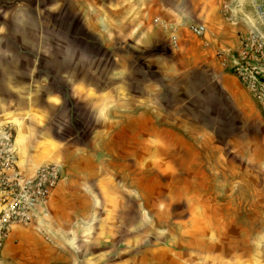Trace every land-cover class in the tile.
Here are the masks:
<instances>
[{
    "label": "rangeland",
    "instance_id": "374dc122",
    "mask_svg": "<svg viewBox=\"0 0 264 264\" xmlns=\"http://www.w3.org/2000/svg\"><path fill=\"white\" fill-rule=\"evenodd\" d=\"M90 2L0 0V93L6 92L7 110L25 100L12 94L13 85L38 95L112 91L103 98L110 103L101 109L103 122L116 109L111 118L121 125L131 101L134 124L142 110L150 120L144 134L117 123L102 129L110 139L104 133L96 139L107 160L118 155L117 167L104 162L95 180L98 209L79 222L76 233L85 238L68 243L71 261L264 264V109L232 70L236 62L264 79V0H221L225 15L244 25L220 58L222 71L244 87L238 84L235 94L220 88L208 65L164 74L151 59L177 57L162 35L145 48L133 36L105 33L108 19L79 17ZM120 58L129 66L114 64ZM74 76L84 80L71 81ZM38 106L42 112L41 99ZM85 111L86 122L75 132L87 138L96 122ZM63 133L68 140L72 130L66 125Z\"/></svg>",
    "mask_w": 264,
    "mask_h": 264
},
{
    "label": "crops",
    "instance_id": "0c3cea01",
    "mask_svg": "<svg viewBox=\"0 0 264 264\" xmlns=\"http://www.w3.org/2000/svg\"><path fill=\"white\" fill-rule=\"evenodd\" d=\"M79 1H91L90 11L81 8L79 17L92 18L95 22L96 19H108L110 30L105 33L122 32L126 36H133L145 48L158 35H162L169 50L177 57L173 60L160 55L151 59V63L158 66L164 74H180L182 66L208 65L216 72L215 79L224 92H238L240 82L222 71L220 58L225 54L224 50L235 46L237 31H242L244 25L236 24L225 15L221 10V0ZM191 22L204 25L205 32L202 36L197 37L188 31L187 25ZM218 52L223 54L219 55ZM120 61L114 59V64L129 66L125 58H120ZM18 62L21 60L18 59ZM177 65L179 66L176 68ZM32 70L34 69H29V77ZM83 80L77 76L71 79ZM127 80L126 77L123 82ZM13 87L14 85L11 87L12 94L16 98L23 97L24 103H14L7 110L6 92L0 93V124L14 122L12 126L15 132L17 167L22 172L31 174L39 165L54 163L58 165L60 175L46 197L47 216L26 225L11 226L0 250V264H73L71 259L74 255L68 243L85 238L76 233L79 222L94 217L95 210L98 209L99 188L94 185L98 183L95 180L104 173V162L111 164L112 160L115 168L117 167V154L108 155L107 160L95 146L96 139L103 133L106 139H110L107 138V131L102 129L118 128V117L111 118L112 112L119 113L116 109L107 113L108 122L101 119V109L110 106L103 98L112 94V91H45L38 95L37 92H29L27 88ZM241 87L244 88L242 85ZM92 97L97 98V101L90 100ZM38 99L44 105L42 112ZM130 104L126 103L125 113L121 111L125 118L121 119V125L118 123L119 128L138 129L144 134L143 131L150 128L147 111H140L136 119L142 120L134 124L132 101ZM83 110L97 123L87 138L81 136L80 132H75L80 130L82 122H86L85 116L80 112ZM66 125L72 130L68 140L61 138ZM110 168L112 165L107 166L108 171Z\"/></svg>",
    "mask_w": 264,
    "mask_h": 264
},
{
    "label": "built area",
    "instance_id": "2783aa9c",
    "mask_svg": "<svg viewBox=\"0 0 264 264\" xmlns=\"http://www.w3.org/2000/svg\"><path fill=\"white\" fill-rule=\"evenodd\" d=\"M222 9L227 11L226 5H222ZM243 18L244 22L252 24L248 15L243 14ZM187 29L197 37L205 32L204 25L198 22L189 23ZM243 38L247 40L246 37ZM246 46L243 44L238 52H244ZM227 52L224 51L226 55ZM218 54L222 55L223 52ZM232 70L264 109V79L256 71L236 62ZM14 135L10 123L0 124V250L12 225H26L47 216L46 197L60 175V169L54 163L39 165L31 174L22 172L16 164Z\"/></svg>",
    "mask_w": 264,
    "mask_h": 264
}]
</instances>
